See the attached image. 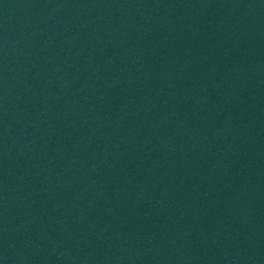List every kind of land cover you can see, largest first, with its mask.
Returning a JSON list of instances; mask_svg holds the SVG:
<instances>
[{
	"label": "water",
	"instance_id": "obj_1",
	"mask_svg": "<svg viewBox=\"0 0 264 264\" xmlns=\"http://www.w3.org/2000/svg\"><path fill=\"white\" fill-rule=\"evenodd\" d=\"M0 121L264 144V0H0Z\"/></svg>",
	"mask_w": 264,
	"mask_h": 264
}]
</instances>
